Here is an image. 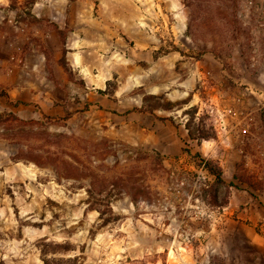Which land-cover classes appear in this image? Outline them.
Returning a JSON list of instances; mask_svg holds the SVG:
<instances>
[{"label": "rangeland", "instance_id": "rangeland-1", "mask_svg": "<svg viewBox=\"0 0 264 264\" xmlns=\"http://www.w3.org/2000/svg\"><path fill=\"white\" fill-rule=\"evenodd\" d=\"M107 1L138 32L122 35L129 47L104 91L119 117L0 113V264H45L43 242L72 245L47 259L73 264H264V40L251 46L244 0ZM19 2L10 8L34 5ZM27 11L14 20L35 28ZM152 20L154 62L136 46ZM5 33L15 35L0 29L3 53ZM225 89H250L256 105L224 109ZM235 116L251 120L252 137H225L222 119ZM90 175L112 181L119 219L106 226L90 207Z\"/></svg>", "mask_w": 264, "mask_h": 264}, {"label": "crops", "instance_id": "crops-1", "mask_svg": "<svg viewBox=\"0 0 264 264\" xmlns=\"http://www.w3.org/2000/svg\"><path fill=\"white\" fill-rule=\"evenodd\" d=\"M9 4V0H0V29L15 32L12 37L5 33L8 45H4V53L0 44V92L7 97L0 98V113H12L23 120L38 116L62 119L67 114L75 118L87 107L109 120L119 117L114 114L118 109L113 100L102 92L118 74L114 61L118 63L125 57L122 47H129L122 35L133 40L137 30L121 25V18L110 9L107 0H34L28 11L25 7L10 8ZM26 11L38 25L35 28L26 22H15V16L26 15ZM158 32L152 20L147 34L143 33L145 39L136 44L142 50L138 56L142 60L145 56L154 62ZM203 58L208 61L212 56ZM226 89L217 91L221 104H227L224 109L238 111L256 105L250 89ZM114 97L119 98L117 92ZM235 117L222 119L225 137L242 133L243 137H252L251 120ZM242 124L243 132L237 130Z\"/></svg>", "mask_w": 264, "mask_h": 264}, {"label": "trees", "instance_id": "trees-1", "mask_svg": "<svg viewBox=\"0 0 264 264\" xmlns=\"http://www.w3.org/2000/svg\"><path fill=\"white\" fill-rule=\"evenodd\" d=\"M62 63H64V61H62ZM108 85H111V83ZM102 93L104 94L105 92H102ZM2 97L7 98L6 94H4L3 92H0V98ZM147 101H148V98L146 97L145 103H147ZM136 111L143 112V109H140V110L136 109ZM1 116L2 115H0V117ZM70 116H71L70 114H67L65 118L69 119ZM13 117L17 118L15 115H13ZM203 163H204V168L212 176L215 177L216 184L218 185L226 184L225 181L223 180L222 171L218 167L214 166L209 161H204ZM88 179H89V182H88L87 193H88L89 199L97 200L96 203L95 202L90 203V207L92 208V210H96L100 213V219L103 221L102 222L103 226L111 224L113 221H117L119 217L113 213L112 208H111L112 199H111V193L109 190V187L112 182L111 179H108L104 176L100 178L95 177V176L93 177L92 175H90ZM124 182H125V178L122 175L115 177L114 184L116 186H123ZM97 204H100V205H97ZM39 247H40V251L42 254V259L45 264H69V263L73 264L76 261L77 257L75 259H68L66 261L64 259H54L53 261H51L50 259H47L50 255L52 256L57 255L61 250H64V251L73 250L72 245H68V244L62 245V244H58L54 242H43L39 245Z\"/></svg>", "mask_w": 264, "mask_h": 264}, {"label": "built area", "instance_id": "built-area-1", "mask_svg": "<svg viewBox=\"0 0 264 264\" xmlns=\"http://www.w3.org/2000/svg\"><path fill=\"white\" fill-rule=\"evenodd\" d=\"M239 17L249 31L251 46L256 47L261 38L264 40V0H244Z\"/></svg>", "mask_w": 264, "mask_h": 264}]
</instances>
